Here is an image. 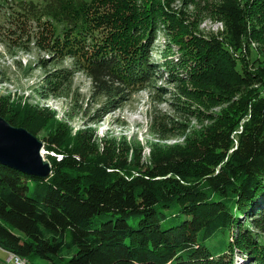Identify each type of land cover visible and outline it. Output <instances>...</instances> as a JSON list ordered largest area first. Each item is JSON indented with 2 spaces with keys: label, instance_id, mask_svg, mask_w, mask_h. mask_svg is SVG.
I'll return each instance as SVG.
<instances>
[{
  "label": "trees",
  "instance_id": "trees-1",
  "mask_svg": "<svg viewBox=\"0 0 264 264\" xmlns=\"http://www.w3.org/2000/svg\"><path fill=\"white\" fill-rule=\"evenodd\" d=\"M183 1H205L220 35L194 32L169 0L17 2V15L47 34L51 55L90 73L94 93L118 95L162 77L149 51L163 25L179 51H162L168 80L179 90L199 79L198 104L228 106L192 139L186 125L160 120L158 138L177 128L184 144L155 147L146 164L83 132L62 160L47 157V180L0 165L2 250L52 264H235L236 253L264 264V0ZM46 77L54 87L66 78ZM23 111L0 117L34 136L55 121L45 109ZM164 210L185 218L163 228Z\"/></svg>",
  "mask_w": 264,
  "mask_h": 264
},
{
  "label": "rangeland",
  "instance_id": "rangeland-1",
  "mask_svg": "<svg viewBox=\"0 0 264 264\" xmlns=\"http://www.w3.org/2000/svg\"><path fill=\"white\" fill-rule=\"evenodd\" d=\"M19 1L7 0L5 3L0 0V111L4 116L19 119L23 115V108L28 106L48 110L49 115L54 116L52 126L36 136L43 142L45 159L50 156L56 163L59 162L70 151L78 134L86 132L98 142L104 140L114 143L115 148L118 147L126 155L128 162L133 156H140V163L146 164L155 147L184 144L183 138L174 137L178 127L186 125V135L192 139L202 133L204 125L211 124L213 116H221L228 106L225 103L217 105L212 100L199 101L198 104L196 96L202 88L199 79L194 84H183L179 88L181 93L177 83L168 80L169 73L162 51L171 50L172 54H168L171 57L177 56L179 51L169 41L163 25L156 32L154 45L149 51L151 62L161 66L162 77L150 79L137 87L123 88V92L118 95L114 91L111 96L101 95L99 91L94 93L90 73L70 58L51 55L46 50L49 41L47 34L17 15L16 4ZM164 1L166 3V0H161L162 3ZM169 2V11L180 15L178 18L197 34L207 38L220 35L221 25L212 14L213 9H206L205 1L198 8L193 3L184 5L186 2L182 0ZM16 15L19 18L16 19ZM48 73H62L66 78L54 87L47 85ZM158 88L162 90L158 91ZM186 93L187 97L184 95ZM197 107L199 113L190 112ZM160 120L176 123L174 126L177 128L170 129L166 140L158 138ZM60 124H63V129L59 128ZM51 140L60 141L61 146L51 144ZM164 214L167 217L162 221L163 228L171 225L172 220L185 218L181 216L173 219L169 210H164ZM128 222L136 226L138 218L132 217ZM239 256L236 253L235 264H246L244 256ZM6 257L7 253L0 248V261H5ZM27 260L29 264H52L38 258ZM56 262L60 263L59 260Z\"/></svg>",
  "mask_w": 264,
  "mask_h": 264
},
{
  "label": "water",
  "instance_id": "water-1",
  "mask_svg": "<svg viewBox=\"0 0 264 264\" xmlns=\"http://www.w3.org/2000/svg\"><path fill=\"white\" fill-rule=\"evenodd\" d=\"M0 165L47 180L52 173L43 156V142L24 128L13 127L0 117Z\"/></svg>",
  "mask_w": 264,
  "mask_h": 264
},
{
  "label": "built area",
  "instance_id": "built-area-1",
  "mask_svg": "<svg viewBox=\"0 0 264 264\" xmlns=\"http://www.w3.org/2000/svg\"><path fill=\"white\" fill-rule=\"evenodd\" d=\"M0 264H23V263L20 262L19 260L10 258V256H7L5 261H0Z\"/></svg>",
  "mask_w": 264,
  "mask_h": 264
},
{
  "label": "bare ground",
  "instance_id": "bare-ground-1",
  "mask_svg": "<svg viewBox=\"0 0 264 264\" xmlns=\"http://www.w3.org/2000/svg\"><path fill=\"white\" fill-rule=\"evenodd\" d=\"M7 256H10V258L15 259V260H19L20 262H22L23 264H29L28 260L18 257L17 255L13 254V253H9L6 252Z\"/></svg>",
  "mask_w": 264,
  "mask_h": 264
}]
</instances>
